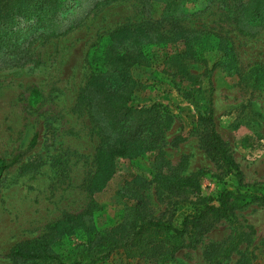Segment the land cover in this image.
Segmentation results:
<instances>
[{
    "label": "rangeland",
    "instance_id": "1",
    "mask_svg": "<svg viewBox=\"0 0 264 264\" xmlns=\"http://www.w3.org/2000/svg\"><path fill=\"white\" fill-rule=\"evenodd\" d=\"M62 1L51 35L39 23L0 53V264H27L9 252L29 244L47 245L64 264L87 262L130 240L136 216L177 224L197 201L216 204L232 181L199 144L197 107L210 105L245 190L264 192V17L246 18L237 0L180 1L170 18L162 15L167 0ZM110 52L139 60L109 71L102 59ZM233 59L239 75L227 70ZM95 62L109 84L130 91L129 105L159 103L166 114L148 151L116 157L91 185L96 148L109 133L88 85ZM182 159L179 176L195 174L192 186L168 189L153 179ZM187 230L171 259L117 248L97 264H264V205L256 201H232L195 243ZM165 238L146 237L157 246ZM146 239L139 246L149 248ZM229 244L234 249L220 255Z\"/></svg>",
    "mask_w": 264,
    "mask_h": 264
},
{
    "label": "trees",
    "instance_id": "2",
    "mask_svg": "<svg viewBox=\"0 0 264 264\" xmlns=\"http://www.w3.org/2000/svg\"><path fill=\"white\" fill-rule=\"evenodd\" d=\"M180 1L192 0H167L162 9L163 17L175 16L178 13L177 8ZM204 1L209 4L216 0ZM237 1L244 2L240 4V12L244 13L246 18L257 20L264 17V0ZM63 4L62 0H0V53L15 49L17 47L15 41L19 35L39 23H42L46 33L51 35L56 28L54 18ZM48 21L50 24H44ZM126 32L128 31L123 29L116 33ZM42 33L44 31L40 32L38 36L43 35ZM224 56H226L225 53ZM138 60L131 53L118 56L110 52L102 59V66H106L109 71H114V69H121L120 71H122L126 70V65H131ZM213 64L225 66L219 60ZM93 68L95 72L92 73L88 85L97 95L96 110L106 122V126L109 127V133L104 132L102 134L96 148L94 156L96 170L92 176L91 185H94L95 180L112 172L116 157L130 159L148 151L156 140L157 119L161 114H166L165 106L159 103H152L148 106L129 105L130 91L123 86L109 84L111 78L106 75L104 70L100 69V65L96 62ZM227 70L229 73L238 74V67L234 63V59ZM254 72L256 74L257 70H254ZM253 85L257 87L256 82ZM195 111L194 122L199 144L216 168L223 175L230 177V181L234 183L229 184L230 189L226 187L221 189L215 198L216 204H209L204 200L202 201V199L200 203L197 201L195 203L196 208L192 209L193 211L183 213L177 224L136 216L135 222L131 224L130 240H126L122 244L109 243L103 250L101 248L97 252L101 254L97 255L96 252L88 254L87 262L76 261L72 264H97L103 257L117 248L124 249L128 257L136 254L147 256V253H149V255L157 254L163 258L171 259L173 253L180 248L177 240L188 231V227L194 233L192 243L197 242V239L212 226L213 220L227 217L232 201L239 203L240 206L254 201L264 205V192L260 194L248 192L245 190L246 185H242L238 165L214 128L210 105L202 108L197 107ZM33 141L32 139L31 143ZM183 166L184 161L182 159L168 174L163 175L160 171H156L153 179L159 182L162 187L168 189H172L174 185L180 188L190 187L195 180V174L190 177H180L179 173ZM3 167L4 165L1 164L0 170ZM241 188L244 190H241ZM156 232L166 236L165 246H157L146 239L150 234ZM145 239L147 243H150L149 248L146 247V243L142 247L139 246ZM230 245L222 248L220 255L226 257L234 249V246ZM156 248L161 249V252H156ZM9 255L27 264H64L55 253L48 250L45 244L16 246L10 250ZM210 263L218 264L215 261H210Z\"/></svg>",
    "mask_w": 264,
    "mask_h": 264
}]
</instances>
